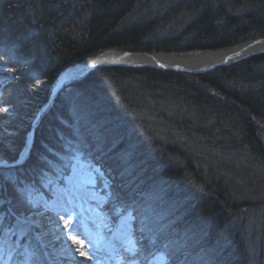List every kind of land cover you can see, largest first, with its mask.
Instances as JSON below:
<instances>
[{
	"label": "trees",
	"instance_id": "trees-1",
	"mask_svg": "<svg viewBox=\"0 0 264 264\" xmlns=\"http://www.w3.org/2000/svg\"><path fill=\"white\" fill-rule=\"evenodd\" d=\"M260 38L264 0H0V157H18L58 74L86 57ZM56 97L25 161L0 169V231L25 198L55 202L80 157L135 213L139 253L264 264V51L196 74L97 67Z\"/></svg>",
	"mask_w": 264,
	"mask_h": 264
},
{
	"label": "rangeland",
	"instance_id": "rangeland-1",
	"mask_svg": "<svg viewBox=\"0 0 264 264\" xmlns=\"http://www.w3.org/2000/svg\"><path fill=\"white\" fill-rule=\"evenodd\" d=\"M7 161L0 157V169ZM73 161L55 202L25 198L28 214L17 213L1 229L0 264H168L153 251L139 253L135 213L112 192L99 167L86 158Z\"/></svg>",
	"mask_w": 264,
	"mask_h": 264
},
{
	"label": "bare ground",
	"instance_id": "bare-ground-1",
	"mask_svg": "<svg viewBox=\"0 0 264 264\" xmlns=\"http://www.w3.org/2000/svg\"><path fill=\"white\" fill-rule=\"evenodd\" d=\"M263 50L264 38L249 40V42H242L236 46L228 47V49L195 51L179 55L154 54L152 56H145L143 54H124L111 50L101 53L95 58H86V60L77 62L75 65L65 68V70L58 74L52 86L57 88L65 85V83L68 85L87 75L90 69L101 65H124L127 67L156 65L162 68H178L191 71L207 70L208 68L217 66L218 64H223L225 66L230 62H238L239 59H244L254 53H261ZM44 109L45 108H43V110ZM38 114L39 110L34 113V116L31 119L32 122L28 133L25 136L24 145L19 152L20 163H17L16 165L23 163L30 153L29 151L33 143L32 139L35 132L34 129L38 123Z\"/></svg>",
	"mask_w": 264,
	"mask_h": 264
},
{
	"label": "water",
	"instance_id": "water-1",
	"mask_svg": "<svg viewBox=\"0 0 264 264\" xmlns=\"http://www.w3.org/2000/svg\"><path fill=\"white\" fill-rule=\"evenodd\" d=\"M117 51V52H121V53H124V54H139V55H141V54H143V55H145V56H152V55H162V54H164V53H157V52H151V53H147V52H140V53H137V52H132V51H124V50H114V49H108V50H106V51H104V52H108V51ZM195 51H201V50H195ZM195 51H184L183 53H179V54H184V53H192V52H195ZM104 52H102V53H104ZM101 53H99V54H97L96 56H93V57H86V58H95V57H97L98 55H100ZM169 54V53H168ZM83 60H86V59H83ZM82 60V61H83ZM239 60H241V59H239ZM230 63H234V62H230ZM230 63H228V64H230ZM228 64H226V65H228ZM108 66H118V65H108ZM107 65H101V66H97V67H108ZM121 66H124V65H121ZM142 66V65H141ZM141 66H134V67H141ZM145 66H148V67H154V68H157V69H161V70H163V69H166V70H172V71H174V70H176V71H182V72H189V73H203V72H207V71H209V70H212V69H214L215 67H217V66H224L223 64H218L217 66H213V67H211V68H208L207 70H196V71H191V70H183V69H178V68H174V69H171V68H167V67H159V66H156V65H145ZM97 67H94V68H92V69H90L89 71H92V70H94V69H97ZM88 71V72H89ZM67 85H66V83H65V85H62L61 87H57V88H54V86H52V88H51V90H50V94H49V98H48V100L44 103V105H42L41 107H40V109H39V114H38V123L41 121V118L43 117V116H45V114L51 109V107H52V105L54 104V102H55V99L57 98L56 96H57V94L62 90V89H64L65 87H66ZM55 90V91H54ZM43 108H45L44 110H43ZM37 123V124H38ZM19 157H20V155L18 156V158L17 159H15L14 161H7V162H5V167L7 166V167H14V165H16L17 163H20V161H19Z\"/></svg>",
	"mask_w": 264,
	"mask_h": 264
}]
</instances>
